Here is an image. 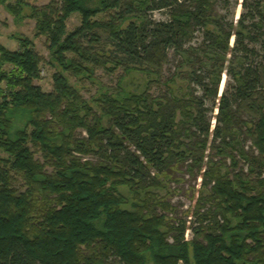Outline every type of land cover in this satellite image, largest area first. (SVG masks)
Returning a JSON list of instances; mask_svg holds the SVG:
<instances>
[{
  "label": "trees",
  "instance_id": "1",
  "mask_svg": "<svg viewBox=\"0 0 264 264\" xmlns=\"http://www.w3.org/2000/svg\"><path fill=\"white\" fill-rule=\"evenodd\" d=\"M92 1L30 6L47 61L30 38L17 37L16 50L0 44V264H264V0H242L237 19V0H220L223 13L217 0ZM0 4L17 19L28 6ZM162 9L167 20L147 18ZM74 13L81 25L68 32ZM196 30L202 42L185 47ZM169 49L185 54L188 98L120 88L93 98L96 111L69 81L108 62L157 71ZM44 63L56 68L49 92L35 84ZM223 74L233 84L220 91ZM189 159L209 191L189 220H166L156 208L172 205L151 195L122 208L121 185L159 186V175Z\"/></svg>",
  "mask_w": 264,
  "mask_h": 264
},
{
  "label": "rangeland",
  "instance_id": "2",
  "mask_svg": "<svg viewBox=\"0 0 264 264\" xmlns=\"http://www.w3.org/2000/svg\"><path fill=\"white\" fill-rule=\"evenodd\" d=\"M28 3V6L24 7L21 18L17 19L5 8L4 5L0 4V44L5 46L10 50H16L18 48L17 37L24 36L30 38L35 45L36 51L40 56L45 60H49V50L48 42L44 36L36 37L35 29V20L30 17L31 8H41L44 5L48 4L49 0H25ZM145 1V0H141ZM217 0V10L220 13H223L222 9L223 3ZM236 1V0H235ZM242 0H237V4L233 7L234 19L239 17L240 12L242 11L241 2ZM234 0H229V3L232 5ZM97 0H94L90 3V6H96ZM111 14H99L93 20L99 21H108ZM135 14L137 16L141 15V12L138 10ZM169 16V11L166 9L162 10H153L147 12V18L153 21L167 20ZM138 18V17H137ZM133 18L132 20L136 23H139L140 19ZM128 20L125 25L128 24ZM81 25V17L78 13L72 14L66 21V28L68 32L73 31ZM124 25V26H125ZM211 28V27H209ZM202 42V30H196L193 32L191 40L185 45L187 48H195ZM233 40H231L232 44ZM105 43L102 40L97 44V48L103 46ZM108 48V46H107ZM166 61L162 64L161 68L153 69L152 66L145 68L149 70H142L132 68L124 69L123 66L117 65L115 63H107V65L99 66L95 68L91 78L82 77L76 78L70 76V83H72L75 88L78 90L80 96L87 100L90 104L94 106V109L97 111L93 103V98H96L101 91H108L110 93L116 92V90L122 88L125 92L128 93H140L143 92L148 85H150V94L153 97L161 98L166 93L172 94L178 98H188L190 92L189 81L185 78L186 73L189 70L186 64H181L184 60V53H177L176 51L169 49L167 50ZM40 78L35 81V84L40 85L43 91L49 92L53 89V74L56 72L55 67H50L47 64H43L40 68ZM111 69V70H110ZM161 69V70H159ZM159 70V71H158ZM224 80V81H223ZM233 84L232 79H228L225 74L222 75L220 91L224 89V86L231 87ZM149 87V86H148ZM216 114V113H214ZM243 120L250 121L251 118L244 114L242 115ZM184 120L183 116L179 114L177 116V121ZM109 122L108 118L103 119L104 125H107ZM212 126L215 124V120L211 121ZM195 137V136H194ZM194 139V138H193ZM191 138L184 137L183 141L190 144ZM240 143L244 150L249 151L252 147L251 141L247 138L245 134V127L240 134ZM207 156L214 157V160H217L215 153L210 150L205 151ZM37 157H39L37 155ZM90 158L95 161L97 160L95 156H90ZM238 159V156H237ZM225 163L222 171L230 170V158L222 160ZM190 164H192L189 159L184 164H177L174 166L171 171L168 173L159 175L160 180L159 186L148 187L146 189H140L135 191L136 186H134L133 191L129 185H121L118 190L125 198V203L122 205V208L132 210L134 205L145 204L143 201L151 195L156 200L165 201L172 205V210L163 211L160 208H156L158 214H165L166 220H189L191 215V210L195 206L197 197L207 196L208 189L204 188L201 185V178L199 175H195L189 172ZM238 170L247 171V163L243 159H238ZM156 178L157 175L155 174ZM155 202V200H154ZM190 241L191 236L186 237Z\"/></svg>",
  "mask_w": 264,
  "mask_h": 264
},
{
  "label": "built area",
  "instance_id": "3",
  "mask_svg": "<svg viewBox=\"0 0 264 264\" xmlns=\"http://www.w3.org/2000/svg\"><path fill=\"white\" fill-rule=\"evenodd\" d=\"M188 235H189V233H188V231H187L185 237H187Z\"/></svg>",
  "mask_w": 264,
  "mask_h": 264
},
{
  "label": "bare ground",
  "instance_id": "4",
  "mask_svg": "<svg viewBox=\"0 0 264 264\" xmlns=\"http://www.w3.org/2000/svg\"><path fill=\"white\" fill-rule=\"evenodd\" d=\"M224 81V80H223Z\"/></svg>",
  "mask_w": 264,
  "mask_h": 264
}]
</instances>
